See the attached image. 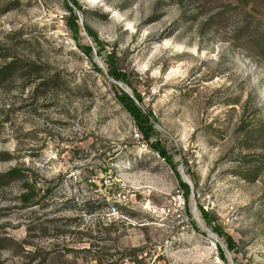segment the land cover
I'll return each mask as SVG.
<instances>
[{"label":"rangeland","instance_id":"rangeland-1","mask_svg":"<svg viewBox=\"0 0 264 264\" xmlns=\"http://www.w3.org/2000/svg\"><path fill=\"white\" fill-rule=\"evenodd\" d=\"M256 43L264 0H0V264H264Z\"/></svg>","mask_w":264,"mask_h":264},{"label":"trees","instance_id":"trees-1","mask_svg":"<svg viewBox=\"0 0 264 264\" xmlns=\"http://www.w3.org/2000/svg\"><path fill=\"white\" fill-rule=\"evenodd\" d=\"M70 12H72V10L71 9H68ZM249 50L251 51V52H253L254 51V53L256 54V55H258V56H260L261 55V53L264 51V44H261V43H256V44H253V45H250L249 46ZM13 66H15V65H13ZM18 70V67H12V65L11 66H9V69H7L6 71H4L5 73H7L8 71L9 72H14V71H17ZM4 72H2V74L4 73ZM36 82H34V83H31L32 85L33 84H35ZM42 85V84H41ZM39 86H40V84H39ZM39 86H37V87H39ZM139 98V97H138ZM121 102H123V103H125V104H132V108H133V110L135 111V110H137V108L134 106V103H133V101L129 98V97H127V96H125L124 98H122V100H121ZM160 154L162 155V156H165V154L162 152V151H160ZM14 174H16V172H13V173H11V175H14ZM28 190V189H27ZM29 193V192H28ZM27 197H26V202L25 203H27V204H31V201H32V199H33V196L32 197H30L31 195L30 194H27L26 195Z\"/></svg>","mask_w":264,"mask_h":264},{"label":"water","instance_id":"water-1","mask_svg":"<svg viewBox=\"0 0 264 264\" xmlns=\"http://www.w3.org/2000/svg\"><path fill=\"white\" fill-rule=\"evenodd\" d=\"M189 182V181H188Z\"/></svg>","mask_w":264,"mask_h":264}]
</instances>
